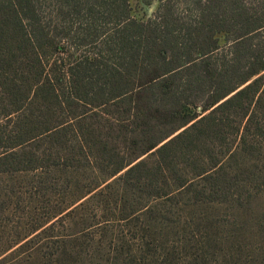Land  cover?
<instances>
[{
	"label": "trees",
	"instance_id": "1",
	"mask_svg": "<svg viewBox=\"0 0 264 264\" xmlns=\"http://www.w3.org/2000/svg\"><path fill=\"white\" fill-rule=\"evenodd\" d=\"M131 11L130 0H0V174L89 169L99 181L86 202L115 195V208L152 219L178 197L260 193L264 0Z\"/></svg>",
	"mask_w": 264,
	"mask_h": 264
},
{
	"label": "rangeland",
	"instance_id": "2",
	"mask_svg": "<svg viewBox=\"0 0 264 264\" xmlns=\"http://www.w3.org/2000/svg\"><path fill=\"white\" fill-rule=\"evenodd\" d=\"M130 3L146 18L158 0ZM95 181L89 169L0 174V264H264V189L241 203L178 197L152 219L115 195L86 202Z\"/></svg>",
	"mask_w": 264,
	"mask_h": 264
}]
</instances>
